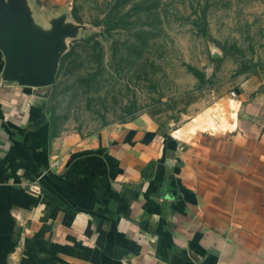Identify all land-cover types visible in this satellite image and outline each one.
Segmentation results:
<instances>
[{"label":"crops","instance_id":"1","mask_svg":"<svg viewBox=\"0 0 264 264\" xmlns=\"http://www.w3.org/2000/svg\"><path fill=\"white\" fill-rule=\"evenodd\" d=\"M70 1L25 3L49 25ZM2 64L0 264H264L263 74L212 131L141 113L79 135Z\"/></svg>","mask_w":264,"mask_h":264},{"label":"rangeland","instance_id":"2","mask_svg":"<svg viewBox=\"0 0 264 264\" xmlns=\"http://www.w3.org/2000/svg\"><path fill=\"white\" fill-rule=\"evenodd\" d=\"M64 21L77 29L47 90L58 133L141 113L182 136L212 131L241 78L264 75V0H71Z\"/></svg>","mask_w":264,"mask_h":264},{"label":"water","instance_id":"3","mask_svg":"<svg viewBox=\"0 0 264 264\" xmlns=\"http://www.w3.org/2000/svg\"><path fill=\"white\" fill-rule=\"evenodd\" d=\"M64 19L58 16L42 30L32 24L25 0H0L2 80L36 88V94L45 97L55 80L64 39L77 29Z\"/></svg>","mask_w":264,"mask_h":264},{"label":"trees","instance_id":"4","mask_svg":"<svg viewBox=\"0 0 264 264\" xmlns=\"http://www.w3.org/2000/svg\"><path fill=\"white\" fill-rule=\"evenodd\" d=\"M91 39H92V37H89V38H87L85 41L88 42V41L91 40ZM71 49H72V47H71L70 49L64 51V52L61 54V56H60V58H59V61H58V66L61 67V66L63 65V62H64L65 58L70 54V50H71ZM48 98H49V96H48ZM47 105H49L48 101H47ZM49 118H50V121H51V125H52V127H53V125H54V121H53V116L51 115L50 111H49Z\"/></svg>","mask_w":264,"mask_h":264},{"label":"built area","instance_id":"5","mask_svg":"<svg viewBox=\"0 0 264 264\" xmlns=\"http://www.w3.org/2000/svg\"><path fill=\"white\" fill-rule=\"evenodd\" d=\"M52 164H53V165H55V164H56V162H53Z\"/></svg>","mask_w":264,"mask_h":264}]
</instances>
